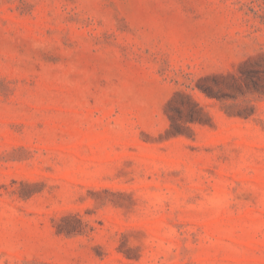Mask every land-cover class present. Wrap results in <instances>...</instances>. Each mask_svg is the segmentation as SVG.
Segmentation results:
<instances>
[{
    "label": "rangeland",
    "instance_id": "obj_1",
    "mask_svg": "<svg viewBox=\"0 0 264 264\" xmlns=\"http://www.w3.org/2000/svg\"><path fill=\"white\" fill-rule=\"evenodd\" d=\"M263 56L264 0H0V264H264V96L204 91Z\"/></svg>",
    "mask_w": 264,
    "mask_h": 264
},
{
    "label": "trees",
    "instance_id": "obj_2",
    "mask_svg": "<svg viewBox=\"0 0 264 264\" xmlns=\"http://www.w3.org/2000/svg\"><path fill=\"white\" fill-rule=\"evenodd\" d=\"M243 67L244 69L240 70V74L227 72V73L212 75V77L215 80L216 87L213 86L206 87L204 90L205 93L210 97L216 96L217 98H223L225 96H223V94H218V93H223L224 87H227V88L237 89L242 94L255 93L264 96V60L262 61V65L258 68L249 63H245ZM182 94L183 92L180 91H176L174 93V95H182ZM186 96L188 98H191L188 94ZM195 105L197 104L195 103ZM201 110L205 118H209L207 112L203 111L202 108ZM239 111L241 110H238V112ZM170 119L172 121V125L174 124V128H175L173 135H177L178 133H180L179 132L180 123L177 122L173 117H170ZM188 119L189 121H195V118L193 116H190V118Z\"/></svg>",
    "mask_w": 264,
    "mask_h": 264
}]
</instances>
